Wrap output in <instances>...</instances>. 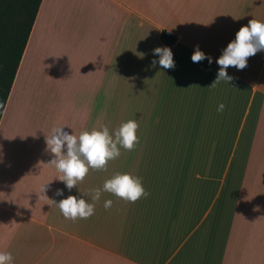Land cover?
I'll return each mask as SVG.
<instances>
[{"label":"crops","instance_id":"obj_1","mask_svg":"<svg viewBox=\"0 0 264 264\" xmlns=\"http://www.w3.org/2000/svg\"><path fill=\"white\" fill-rule=\"evenodd\" d=\"M252 19L264 22V0L40 1L0 117V252L11 264H264V51L210 87ZM197 45L211 64L192 62ZM165 46L174 69L152 66ZM130 119L135 149L71 191L46 165L53 127L112 134ZM116 172L141 177L149 195L102 192L95 214L73 221L40 192L50 181L49 199L91 203Z\"/></svg>","mask_w":264,"mask_h":264},{"label":"clouds","instance_id":"obj_2","mask_svg":"<svg viewBox=\"0 0 264 264\" xmlns=\"http://www.w3.org/2000/svg\"><path fill=\"white\" fill-rule=\"evenodd\" d=\"M261 51H264V22L252 19L247 26H242L239 29L235 39L222 50V55L216 60L219 71L210 87H215L221 81L230 84L234 77L228 75L227 69L234 67L237 70H243L247 67L248 58ZM153 53L159 56L158 61L155 59L152 61L153 67L158 63L163 69L175 68L173 52L169 47H156L153 49ZM140 55L143 56V54ZM191 59L193 63H199L205 59L209 64L212 63V57L206 56L198 45L195 47ZM224 109L225 105L221 103L217 110L223 112ZM63 127H53L51 134L45 137L46 151L53 156L46 165L61 173L58 179L65 183L69 191L76 187L78 182L84 180L90 168L107 170L108 162L121 155L120 148L132 151L139 144L137 136L139 123L135 119L122 123L112 134H110L109 128L104 125H101L99 129L82 131L79 135L74 132L69 134L63 130ZM49 184L50 181L41 186V194L46 197L49 204L58 207L65 218L73 221L77 218L88 219L93 216L95 204L100 200L102 192L110 193L132 203L149 195L142 186V178L130 172H116L104 182L102 189H92L90 192L91 203L72 195L59 202L49 199L46 195ZM55 195L62 196L63 190L57 189ZM112 204V200H106L104 208L108 210ZM12 260L11 253L0 252V264H11Z\"/></svg>","mask_w":264,"mask_h":264},{"label":"trees","instance_id":"obj_3","mask_svg":"<svg viewBox=\"0 0 264 264\" xmlns=\"http://www.w3.org/2000/svg\"><path fill=\"white\" fill-rule=\"evenodd\" d=\"M41 0H0V117ZM161 40L174 36L163 30Z\"/></svg>","mask_w":264,"mask_h":264},{"label":"rangeland","instance_id":"obj_4","mask_svg":"<svg viewBox=\"0 0 264 264\" xmlns=\"http://www.w3.org/2000/svg\"><path fill=\"white\" fill-rule=\"evenodd\" d=\"M34 106H35L36 108L30 110L32 114H37V113L39 112L38 108H39L40 110H42V108H41L42 105L38 106V105H35V104H34Z\"/></svg>","mask_w":264,"mask_h":264}]
</instances>
